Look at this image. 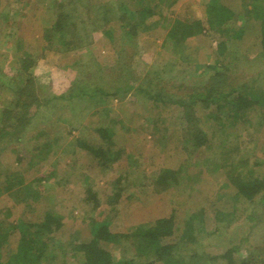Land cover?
Listing matches in <instances>:
<instances>
[{
	"label": "rangeland",
	"instance_id": "rangeland-1",
	"mask_svg": "<svg viewBox=\"0 0 264 264\" xmlns=\"http://www.w3.org/2000/svg\"><path fill=\"white\" fill-rule=\"evenodd\" d=\"M81 1L88 2L90 9L113 0ZM123 1L127 2L125 16L138 22L132 36L113 23V36L94 32L92 44L83 46L82 52L46 48L45 34L51 31L47 27L57 12H49L47 6L54 0H0V111L9 109L15 117L21 115L19 106L13 104L17 90H22L27 104L34 98L66 95L49 101L35 115L32 108L34 117L19 138L0 142V230L18 221L12 207L22 209L23 205H15V199L35 192L38 195L26 200L25 210L31 209V215L54 211L65 220L62 233L49 241L51 255L44 264H81L82 253L73 247L91 234L95 222H108L115 235L172 214L177 220L194 219L197 241L180 253L186 260L197 252L209 255L201 264H225L210 257L232 246L239 247V258L250 254L264 258V193L252 200L239 197L232 182L206 166L222 138L228 148L236 146L241 154L264 160L260 119L218 131L216 138L208 131L203 106H196L187 116L183 108L162 102L157 106L136 90L102 96L93 87L105 83L112 91L131 81L136 87L148 86L153 93L184 96L215 81L237 93L256 92L264 107L263 24L255 17L252 0H225L235 11L234 18L183 42L185 62L170 47L167 34L177 19L204 20L208 0H179L147 18L136 9V1ZM92 14L93 18L98 15ZM139 19L144 21L139 23ZM83 53L85 66L80 62ZM16 74L20 80H15ZM191 125L208 137L207 144L194 151L185 143ZM102 126L114 131L116 146L126 151L107 169H100L90 151L77 144L81 138L103 142L96 131ZM42 131H48L47 135ZM196 162L199 166H193ZM183 165L192 173L182 183L165 186L156 182L163 169ZM85 177L98 194L100 205L95 209L93 201L85 202ZM9 186L11 190L6 191ZM117 186L123 189L122 195L112 203ZM19 188H24L23 194ZM18 233L12 231L8 250L16 245Z\"/></svg>",
	"mask_w": 264,
	"mask_h": 264
},
{
	"label": "trees",
	"instance_id": "trees-1",
	"mask_svg": "<svg viewBox=\"0 0 264 264\" xmlns=\"http://www.w3.org/2000/svg\"><path fill=\"white\" fill-rule=\"evenodd\" d=\"M134 1L138 4L136 9L142 13L143 18H147L160 14L164 8L172 7L179 0ZM224 1L208 0L205 5L206 15L204 20L177 19L172 25L166 40L181 61L185 62L182 51L183 42L207 29H219L234 18L235 11ZM126 3L123 0H113L91 6V11V7L90 9L87 8L89 6L88 2L54 0L53 4L47 6L49 12L53 9L57 12H55L54 23L47 27L51 31L45 34L46 48L55 50L80 49L83 52V46L92 44L94 32L101 30L102 34L113 36L112 33L115 29V25L111 28L113 23L132 36L138 22H131V19L125 16V13H128L125 11ZM251 4L254 8L255 17L261 21V25L263 24L260 40L264 46V4L260 0H252ZM86 11L87 13H85ZM92 12L98 15L93 18ZM143 21V19H139V23ZM107 27L109 28L107 29ZM242 28L239 34L245 31V26ZM57 44L60 46L58 47ZM80 59L82 66H85L86 54L83 53ZM14 78L15 80L17 78L18 80L21 79L18 74ZM120 80L122 81V78ZM120 80L119 83H121ZM104 84L94 83V91L105 96L136 90L147 95L150 101L157 104V106L159 102H162L183 108L187 116L193 112L196 106H203L207 111L205 123L212 137L219 138L218 131L224 132L225 128L228 127L237 128L240 124L241 126L252 124L254 120H257L256 118L260 119L259 123L264 124V107L256 92L246 95L237 93V89L224 88L215 81H210L199 91L184 96L166 94L160 91L153 93L148 86H145V88L136 87L131 81L118 84L112 91L104 87ZM21 93L22 90H17L13 100V104L19 106L22 111L19 117L12 115L9 109L0 111V142L12 136L19 138L26 129L27 124H30L34 117L30 114L32 108L35 110L33 112L35 115L41 107L49 104V101L66 96H51L43 100L34 98L33 102L27 104L26 99H23L24 95ZM24 119L27 121L24 122ZM12 120L16 121L13 122ZM156 128H159L158 124H156ZM96 131L100 134L103 142L95 144L81 138L77 140V144L90 151L100 169H107L111 164L121 160L126 155V151L124 147L118 148L116 146L113 138L114 131L110 127L102 126ZM43 133L47 135L48 131H42L41 134ZM225 141L223 138L218 140L215 148L217 153L213 158L206 161L209 171L213 174L221 172L227 178V182L234 184L239 197L252 200L257 195L264 193V169L261 170L264 166V160L254 154L250 156L244 153L243 155L236 146L235 149L234 147L230 149ZM207 142V133L199 127L191 125L187 129L185 143L193 151L200 149ZM235 145L239 144L235 143ZM194 165L197 166V162ZM187 166L183 165L177 169H163L156 182L165 186L182 183L184 179H187L189 171L191 172ZM121 179H117L118 185H120ZM88 180L87 177L84 178L86 186L85 202L93 201V209H95L100 205V202L98 194L93 190ZM11 188V186L7 187L6 191L11 190ZM122 190L121 187L117 186L113 191L112 203L121 197ZM18 191L23 194L24 188H19ZM37 195L38 193L34 192L33 196L21 195L22 199H15V205L22 204L23 206L22 209L17 206L12 207L13 212L19 215L17 223L6 230H0V264H44L49 261L48 258L51 255L49 241L55 235L62 233L65 220L54 211H47L41 215H31V209L25 210L23 207L29 203L26 200L35 198ZM195 227L193 218L177 220L175 215L172 214L169 217L158 218L150 224H140L134 227L132 231L114 235L108 228V222H95L92 225L91 234L77 241L73 250L82 253L81 264H201L209 255L205 256V254L194 252L186 260L180 254L183 249L196 243ZM13 230L19 232V237L14 248L8 250L7 244L10 243L8 240ZM238 250V246H232L224 253L210 258L213 260L222 259L225 264H264V258L254 254L242 258L237 257L236 252ZM3 255L8 256L6 261L1 259Z\"/></svg>",
	"mask_w": 264,
	"mask_h": 264
}]
</instances>
